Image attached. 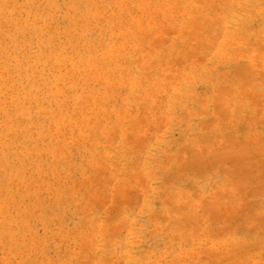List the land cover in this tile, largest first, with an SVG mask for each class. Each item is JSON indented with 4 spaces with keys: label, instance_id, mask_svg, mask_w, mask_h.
Wrapping results in <instances>:
<instances>
[{
    "label": "rangeland",
    "instance_id": "rangeland-1",
    "mask_svg": "<svg viewBox=\"0 0 264 264\" xmlns=\"http://www.w3.org/2000/svg\"><path fill=\"white\" fill-rule=\"evenodd\" d=\"M0 104V264H264V0H0Z\"/></svg>",
    "mask_w": 264,
    "mask_h": 264
},
{
    "label": "bare ground",
    "instance_id": "bare-ground-1",
    "mask_svg": "<svg viewBox=\"0 0 264 264\" xmlns=\"http://www.w3.org/2000/svg\"><path fill=\"white\" fill-rule=\"evenodd\" d=\"M92 2H93V0H91ZM12 2V1H11ZM17 2V1H16ZM50 2V1H49ZM84 4V3H83ZM95 4V3H94ZM81 5V4H80ZM90 5H91V2H90ZM120 5V4H119ZM46 6V5H45ZM88 6V5H87ZM33 7V6H32ZM53 7V6H52ZM92 7V6H91ZM90 8V7H89ZM88 8V9H89ZM255 8V7H254ZM14 9V8H13ZM27 9V8H26ZM78 9V8H77ZM87 9V10H88ZM75 10V9H74ZM17 11H21V10H17ZM40 11V10H39ZM80 12V11H79ZM85 13V12H84ZM86 13H89L88 11L86 12ZM20 14V13H19ZM79 14V13H78ZM75 15V14H74ZM85 15V14H84ZM86 15H90V14H86ZM95 15V14H94ZM92 16H93V14H92ZM94 17V16H93ZM6 18V17H5ZM84 18V17H83ZM85 18H86V16H85ZM94 19V18H93ZM14 20V19H13ZM91 20V19H90ZM96 20V19H95ZM5 21V20H4ZM48 22V21H47ZM86 22V21H85ZM28 25V24H27ZM80 25V24H79ZM3 26V25H2ZM49 26H51V25H49ZM87 26V25H86ZM26 27V26H25ZM41 27V26H40ZM45 27V26H44ZM84 27V26H83ZM79 28V27H78ZM77 28V29H78ZM262 28V27H261ZM21 29V28H20ZM30 29V28H29ZM82 29V28H81ZM15 30V29H14ZM44 30H46V29H44ZM52 30V29H51ZM75 30V29H74ZM24 31V30H23ZM32 31V30H31ZM31 31H30V33H31ZM55 31V30H54ZM124 31V30H123ZM34 32V31H33ZM49 32H50V30H49ZM53 32V31H52ZM67 32V31H66ZM103 32V31H102ZM27 33V32H26ZM59 33V32H58ZM62 33V32H61ZM68 33V32H67ZM103 33H105V32H103ZM3 34V33H2ZM9 34V33H8ZM20 34H22V33H19V35ZM70 34V33H69ZM72 34V33H71ZM76 34V33H75ZM102 34V33H101ZM100 34V35H101ZM4 35V34H3ZM31 35V34H30ZM58 35V34H57ZM26 36V35H25ZM64 36V35H63ZM82 36V35H81ZM89 36V35H88ZM30 37V36H29ZM32 37V36H31ZM70 37V36H69ZM77 37V36H76ZM94 37H96V35L94 36ZM93 37V38H94ZM99 37V36H98ZM105 37V36H104ZM2 38H4V37H2ZM63 38V37H62ZM70 38H72V37H70ZM74 38V37H73ZM85 38V37H84ZM7 39V38H6ZM21 39V38H20ZM29 39V38H28ZM89 39V38H88ZM103 39H105V38H103ZM107 39V38H106ZM18 40V39H17ZM46 40V39H45ZM53 40V39H52ZM76 40V39H75ZM78 40V39H77ZM23 41V40H22ZM25 41V40H24ZM93 41H95V40H93ZM98 41H99V39H98ZM34 42H36V40L34 41ZM43 42V41H42ZM45 42V41H44ZM101 42V41H100ZM68 43V42H67ZM71 43V42H70ZM78 43V42H77ZM90 43H91V41H90ZM95 43V42H94ZM6 44V43H5ZM114 44V43H113ZM8 45H10V44H8ZM40 45V44H39ZM74 45H77V44H74ZM124 45V44H123ZM91 46V45H90ZM98 46V45H97ZM101 46V45H100ZM17 47V46H16ZM61 47V46H60ZM76 47V46H75ZM84 47V46H83ZM96 47V46H95ZM9 48H10V46H9ZM69 48V47H68ZM82 48V47H81ZM81 48H79V49H81ZM15 49V48H14ZM33 49V48H32ZM87 50V49H86ZM89 50V49H88ZM29 51V50H28ZM48 51V50H47ZM35 52H37V51H35ZM71 52V51H70ZM76 52V51H75ZM10 53V52H9ZM32 53V52H31ZM50 53V52H49ZM20 54V53H19ZM83 54V53H82ZM110 54V53H109ZM111 54H112V52H111ZM15 55V54H14ZM46 56V55H45ZM108 56V55H107ZM110 56V55H109ZM108 56V57H109ZM21 57V56H20ZM17 58V57H16ZM36 58V57H35ZM47 58V57H46ZM49 58V57H48ZM76 58V57H75ZM104 58V57H103ZM10 59V58H9ZM29 59H31V58H29ZM73 59V58H72ZM92 59V58H91ZM96 59V58H95ZM33 60V59H32ZM83 60V59H82ZM119 59H117V61H118ZM4 61V60H3ZM12 61V60H11ZM31 61V60H30ZM46 61V60H45ZM33 62V61H32ZM119 62V61H118ZM10 63H12V62H10ZM30 64V63H29ZM14 65V64H13ZM23 65V64H22ZM68 65V64H67ZM126 65V64H125ZM59 66V65H58ZM76 66H78V65H76ZM89 66H91V65H89ZM102 66H104V65H102ZM109 66V65H108ZM113 66V65H112ZM11 67V66H10ZM36 67H37V65H36ZM15 68V67H14ZM46 68V67H45ZM69 68H71V67H69ZM74 68V67H73ZM1 69H3V68H1ZM22 69V68H21ZM128 69H129V67H128ZM32 70V69H31ZM49 70V69H48ZM58 70H59V68H58ZM66 70V69H65ZM2 71V70H1ZM57 71V70H56ZM72 71H74V70H72ZM4 72V71H3ZM2 72V73H3ZM13 72V71H12ZM30 72V71H29ZM28 72V73H29ZM76 72V71H75ZM85 72V71H84ZM104 72V71H103ZM58 73V72H57ZM18 74H20V73H18ZM66 74V73H65ZM22 75V74H21ZM28 75V74H27ZM26 75V76H27ZM14 76V75H13ZM80 76V75H79ZM182 76V75H181ZM3 77V76H2ZM9 77H11V76H9ZM65 77V76H64ZM51 78V77H50ZM80 78V77H79ZM9 79V78H8ZM60 79V78H59ZM67 79V78H66ZM181 79V78H180ZM99 80V79H98ZM179 80V79H178ZM10 81V80H9ZM64 81V80H63ZM86 81V80H85ZM113 81V80H112ZM24 82V81H23ZM3 83V82H2ZM14 83V82H13ZM83 83V82H82ZM85 83V82H84ZM8 84V83H7ZM23 84V83H22ZM5 85V84H4ZM3 85V86H4ZM110 85V84H109ZM27 86V85H26ZM5 87V86H4ZM4 87H3V89H4ZM15 87V86H14ZM16 88V87H15ZM62 88V87H61ZM84 88V87H83ZM14 89V88H13ZM115 89V88H114ZM16 90H18V89H16ZM15 89H14V91H16ZM21 90V89H20ZM61 90V89H60ZM70 90V89H69ZM26 91V90H25ZM58 91H59V88H58ZM94 91H96V90H94ZM5 92V91H4ZM10 93H12V91L10 92ZM21 93V92H20ZM43 93V92H42ZM18 94V93H17ZM23 94V93H22ZM26 94V93H25ZM107 94V93H106ZM27 95V94H26ZM67 95V94H66ZM225 95V94H224ZM10 96V95H9ZM59 96V95H58ZM64 96V95H63ZM107 96V95H106ZM222 96V95H221ZM20 97V96H19ZM37 98V97H36ZM226 98V97H225ZM57 99V98H56ZM224 99V98H223ZM6 100V99H5ZM27 100V99H26ZM29 100V99H28ZM53 100V99H52ZM226 100V99H225ZM2 101V100H1ZM40 101V100H39ZM7 102V101H6ZM13 102V101H12ZM15 102V101H14ZM24 102V101H23ZM30 102V101H29ZM63 104V103H62ZM1 105V104H0ZM55 105V104H54ZM231 105V104H230ZM38 106V105H37ZM46 106H48V105H46ZM61 106V105H60ZM74 106V105H73ZM14 107H15V105H14ZM33 107V106H32ZM49 108V107H48ZM189 108V107H188ZM63 109V108H62ZM195 109V108H194ZM16 110H17V108H16ZM19 110V109H18ZM55 110V109H54ZM64 110V109H63ZM30 112V111H29ZM33 112V111H32ZM195 112V111H194ZM38 113V112H37ZM42 113V112H41ZM57 113V112H56ZM63 113V112H62ZM80 113V112H79ZM15 114V113H14ZM32 114V113H31ZM60 114V113H59ZM64 114V113H63ZM62 114V115H63ZM3 115V114H2ZM7 115V114H6ZM5 115V116H6ZM58 115V114H57ZM1 116V115H0ZM4 116V115H3ZM8 116V115H7ZM6 116V117H7ZM55 117V116H54ZM62 117V116H61ZM12 118V117H11ZM18 118V117H17ZM48 118V117H47ZM6 119V118H5ZM24 119H25V117H24ZM54 119V118H53ZM13 120H16V119H13ZM12 120V121H13ZM18 120V119H17ZM21 120V119H20ZM42 120V119H41ZM46 120V119H45ZM19 121V120H18ZM48 121V120H47ZM55 121V120H54ZM4 122V121H3ZM52 122V121H51ZM36 122H34V124H35ZM37 123H39V122H37ZM64 123V122H63ZM19 124V123H18ZM21 124V123H20ZM31 124H33V123H31ZM44 124H47V123H44ZM51 124V123H50ZM62 124V123H61ZM2 125H4V124H2ZM13 125V124H12ZM23 125V124H22ZM26 125V124H25ZM36 125V124H35ZM21 126V125H20ZM19 126V127H20ZM34 126V125H33ZM42 126V125H41ZM49 126V125H48ZM83 126V125H82ZM15 127V126H14ZM17 127V126H16ZM25 127V126H24ZM35 127V126H34ZM33 127V128H34ZM42 128V127H41ZM2 129V128H1ZM7 131H9V129L7 130ZM11 133V132H10ZM21 133V132H20ZM23 133V132H22ZM63 133V132H62ZM65 133V132H64ZM27 134V133H26ZM52 134V133H51ZM57 134V133H56ZM4 135V134H3ZM12 136V135H11ZM15 136H17V135H15ZM14 136V137H15ZM2 137H4L5 138V136H2ZM13 137V136H12ZM48 138H49V136H48ZM28 139V138H27ZM34 139V138H33ZM10 140L11 141H13L11 138H10ZM4 141V140H3ZM20 141V140H19ZM4 142H6V141H4ZM22 142V141H21ZM7 143V142H6ZM27 143H28V141H27ZM16 144H17V141H16ZM49 144V143H48ZM52 144V143H51ZM32 145V144H31ZM13 146H15V145H13ZM50 146V145H49ZM6 147V146H5ZM8 147V146H7ZM20 148H21V146H20ZM29 148V147H28ZM50 148V147H49ZM3 149V148H2ZM26 149H27V146H26ZM32 149H34V148H32ZM23 150V149H22ZM0 151H1V149H0ZM40 151V150H39ZM50 151V150H49ZM23 152V151H22ZM25 152V151H24ZM35 152V151H34ZM52 153V152H51ZM66 153V152H65ZM25 154V153H24ZM37 154V153H36ZM58 154V153H57ZM14 155V154H13ZM31 155V154H30ZM7 156V155H6ZM13 157H15V156H13ZM49 157V156H48ZM35 158V157H34ZM3 159V158H2ZM11 159H12V157H11ZM19 159V158H18ZM23 159V158H22ZM19 161V160H18ZM21 161V160H20ZM19 161V162H20ZM25 161V160H24ZM68 161H70V160H68ZM5 162V161H4ZM10 162V161H9ZM58 162V161H57ZM56 162V163H57ZM14 163V162H13ZM23 163V162H22ZM38 163V162H37ZM62 163V162H61ZM1 164V163H0ZM7 164H8V162H7ZM17 164V163H16ZM29 164V163H28ZM64 164V163H63ZM24 165V164H23ZM1 166V165H0ZM8 166V165H7ZM16 166V165H15ZM26 166V165H25ZM54 166V165H53ZM28 167V166H27ZM5 169V168H4ZM19 170V169H18ZM22 170V169H21ZM20 170V171H21ZM56 170V169H55ZM7 171V170H6ZM14 171V170H13ZM68 171V170H67ZM5 172V171H4ZM12 172V171H11ZM24 172V171H23ZM13 173V172H12ZM17 173V172H16ZM22 174V173H21ZM30 177V176H29ZM11 178V177H10ZM1 180V179H0ZM7 180V179H6ZM5 180V181H6ZM6 182H8V181H6ZM45 182V181H44ZM1 183V182H0ZM38 183V182H37ZM29 187V186H28ZM12 188V187H11ZM10 188V189H11ZM37 191V190H36ZM8 192V191H7ZM10 193V192H9ZM9 197V196H8ZM1 200H3V199H1ZM3 202V201H2ZM2 205V204H1ZM8 206V205H7ZM3 208V207H2ZM136 221V220H135ZM8 228V227H7ZM6 229V228H5ZM3 233V232H2ZM24 235V234H23ZM9 236V235H8ZM2 242V241H1Z\"/></svg>",
    "mask_w": 264,
    "mask_h": 264
}]
</instances>
